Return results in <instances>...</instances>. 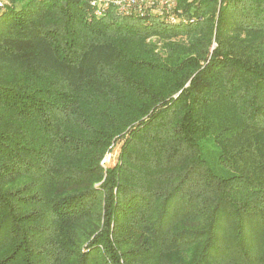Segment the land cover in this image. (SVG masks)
<instances>
[{
	"label": "trees",
	"instance_id": "1",
	"mask_svg": "<svg viewBox=\"0 0 264 264\" xmlns=\"http://www.w3.org/2000/svg\"><path fill=\"white\" fill-rule=\"evenodd\" d=\"M11 1L0 264H264V0Z\"/></svg>",
	"mask_w": 264,
	"mask_h": 264
},
{
	"label": "built area",
	"instance_id": "2",
	"mask_svg": "<svg viewBox=\"0 0 264 264\" xmlns=\"http://www.w3.org/2000/svg\"><path fill=\"white\" fill-rule=\"evenodd\" d=\"M96 17L108 11L118 16L146 18L156 17L169 25L186 22L178 9V0H85ZM4 0H0V15L6 8Z\"/></svg>",
	"mask_w": 264,
	"mask_h": 264
},
{
	"label": "rangeland",
	"instance_id": "3",
	"mask_svg": "<svg viewBox=\"0 0 264 264\" xmlns=\"http://www.w3.org/2000/svg\"><path fill=\"white\" fill-rule=\"evenodd\" d=\"M4 2H5L7 5H10V3H12L11 0H4ZM154 40H156V39H154ZM116 148H117V147H115V149H114L109 155H107V157L105 158V161H107V163H110V162L113 160V158H114V156H115V154H116Z\"/></svg>",
	"mask_w": 264,
	"mask_h": 264
}]
</instances>
